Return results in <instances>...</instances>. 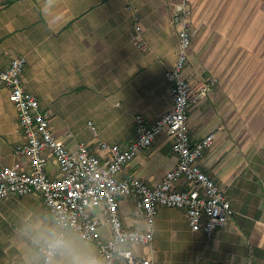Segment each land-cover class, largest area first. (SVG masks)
Instances as JSON below:
<instances>
[{
	"label": "crops",
	"instance_id": "obj_1",
	"mask_svg": "<svg viewBox=\"0 0 264 264\" xmlns=\"http://www.w3.org/2000/svg\"><path fill=\"white\" fill-rule=\"evenodd\" d=\"M178 1L0 0V53L5 59L25 58V87L49 111L59 140L72 151L86 143L105 155L98 140L128 143L135 136V115L153 121L171 107L164 73L177 57L172 12ZM209 1L187 0L192 43L183 74L193 87L208 73L217 78L190 107L188 125L193 139L214 132V143L199 164L224 190L233 215L207 236L191 229L183 209L159 206L153 241L133 247L152 264H264V47L260 53L254 47L264 43V7H255L254 0ZM135 21L142 29L141 48L133 40ZM210 50L215 63L205 73ZM255 56L262 67L255 66ZM23 141L17 108L0 84V167H28V159L14 150ZM176 162L171 137L164 132L121 175L155 185ZM46 170L58 174L54 160ZM119 210L125 226L144 227L135 196L120 197ZM102 231L107 235L106 227ZM53 232L59 228L38 194L0 199V264H41L39 247ZM65 237L94 256L93 242L70 229ZM64 260L59 252L52 262Z\"/></svg>",
	"mask_w": 264,
	"mask_h": 264
},
{
	"label": "built area",
	"instance_id": "obj_2",
	"mask_svg": "<svg viewBox=\"0 0 264 264\" xmlns=\"http://www.w3.org/2000/svg\"><path fill=\"white\" fill-rule=\"evenodd\" d=\"M191 7L187 0L174 3L172 21L177 27L178 51L175 62L166 67L165 78L172 96L171 107L153 121L135 115V136L125 144L98 140L106 150L101 155L86 143L70 150L50 128V113L40 106L38 97L27 91L23 72V56L5 59L0 53V84L8 90V100L17 108L18 123L24 141L15 145L17 154L28 159V167L20 163L0 167V199L10 194H38L48 213L65 236L70 229L81 239L95 244L94 257L104 264H152L136 254L133 247L153 241L155 217L159 206L183 209L193 230L212 236L233 215L224 190L199 164L213 145L214 132L193 139L189 132L190 107L208 94L217 83L216 77L204 79L197 87L183 74L192 43ZM133 40L137 47L142 29L137 21ZM93 134H98L91 121ZM171 137V150L177 162L155 185H149L135 175H121L124 166L135 155L150 146L162 133ZM52 159L58 174L51 176L46 165ZM135 196L144 227L125 226L119 210V198ZM101 207L102 211L94 212ZM107 228L103 235L102 228ZM41 264H49L59 252L39 247Z\"/></svg>",
	"mask_w": 264,
	"mask_h": 264
},
{
	"label": "clouds",
	"instance_id": "obj_3",
	"mask_svg": "<svg viewBox=\"0 0 264 264\" xmlns=\"http://www.w3.org/2000/svg\"><path fill=\"white\" fill-rule=\"evenodd\" d=\"M44 240L49 250L60 252L65 256L63 264H99L96 257L80 251L74 242L63 234L53 232ZM49 264H53V262L49 261Z\"/></svg>",
	"mask_w": 264,
	"mask_h": 264
},
{
	"label": "rangeland",
	"instance_id": "obj_4",
	"mask_svg": "<svg viewBox=\"0 0 264 264\" xmlns=\"http://www.w3.org/2000/svg\"><path fill=\"white\" fill-rule=\"evenodd\" d=\"M216 1V0H215ZM214 0H210L209 1V3H213V2H215ZM255 1V7L256 6H261V7H264V0H254ZM255 31H254V34L255 35H257V29L255 28L254 29ZM259 34V33H258ZM234 39V38H233ZM235 40V39H234ZM207 45V44H206ZM211 46V45H210ZM222 46H224L223 44L221 45V47ZM233 46L235 47V50L236 49H238V46L235 44V43H233ZM262 46L264 47V43L262 44V43H255L254 44V47H255V50L258 52V53H260L259 51H262ZM224 50H226V49H224ZM240 50V49H239ZM210 53H208L207 54V59L208 60H206L205 61V69H204V71H205V73H208L207 72V70L208 69H211L212 70V68H213V66H214V64H213V61H214V63H215V60H214V53H212V51L210 50L209 51ZM260 56V54L258 55V57ZM217 62V61H216ZM254 64H255V66L256 65H258V67H262V61H258V60H256V56H255V58H254ZM255 69H257L256 67H255ZM259 70V69H258ZM209 71V70H208ZM261 71L259 70V73H260ZM257 73V72H256ZM203 74H204V72H203ZM210 76H213V75H211V74H207L206 76H204V77H210ZM205 79V78H204ZM213 88V87H212Z\"/></svg>",
	"mask_w": 264,
	"mask_h": 264
}]
</instances>
